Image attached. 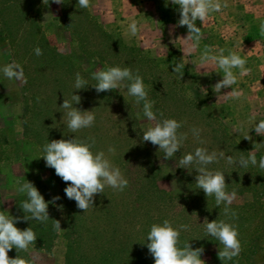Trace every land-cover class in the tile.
<instances>
[{
	"label": "rangeland",
	"instance_id": "rangeland-1",
	"mask_svg": "<svg viewBox=\"0 0 264 264\" xmlns=\"http://www.w3.org/2000/svg\"><path fill=\"white\" fill-rule=\"evenodd\" d=\"M36 1L38 4H34L33 10L26 9L23 13L14 11L13 7L8 9L9 15L5 18L12 25L7 32L10 36L8 40H0V69L17 61L23 65L25 74L24 80H16L6 78L0 71V135L6 141L0 144L3 211L15 217V201L26 195L17 190V181L41 183L50 201L60 197L52 205L62 230L48 253L29 246L26 252L30 260L34 264H66L72 231L83 226L91 235L88 236L90 251H94V247H100L94 251L96 254L103 253L101 249L107 251L103 258L108 262L105 264H151L154 258L147 248L148 233L154 223L168 219L174 226H190L188 231L181 232V246L190 239L204 244L198 247L204 249L201 259L206 264H223L218 258L222 245L206 233L203 225L207 218L209 222L221 219L237 225L240 242H246L243 251L224 264H264V169L259 168V160L264 157V136L257 135L253 129L255 122L264 119V35L260 31L264 23V0H219L220 11L210 13L203 24L197 21L201 39L194 51L186 53L183 50L187 26H177L179 6L168 3L166 7V0H90V7L84 10L72 5V0H64L62 4L49 0L48 5L43 0ZM85 12L89 19L97 22L100 31L88 32L78 25L79 16ZM131 20L140 26L135 37L128 32ZM101 30L110 38L94 35ZM45 45L50 52L46 58H41L34 49ZM205 46L214 49L217 55L224 49L225 55L234 51L246 59V68L250 69L246 75L240 76L239 69L233 70L237 75V84L233 87L243 93L240 99L224 95L232 88L215 93L213 85L223 79L218 68L212 70L210 66L209 74L205 75L207 69L195 66ZM54 54L62 59L59 73L51 67ZM142 58L151 63L141 61ZM45 61L49 67H43ZM181 62L185 64L183 76L174 72V64ZM107 66L130 67L133 73L139 67H150V78L143 80L148 99L155 101L153 111L157 118L185 121L179 131L188 133V139L171 159H164L158 145L135 135L134 130L143 136L153 122L143 115V101L137 104L135 97L128 95V81H124L120 89L97 93L92 73ZM155 68L164 73L163 80L166 78L161 88L166 91L181 81L187 93L178 89L179 93L188 94L196 109L193 106L184 109L182 105L178 108L174 104L176 99L163 104L159 97L150 96ZM77 72L88 81L84 89L74 88ZM72 94L81 97L80 104L74 107L95 111L94 125L75 134L67 129L64 110L60 108ZM110 95L114 96L113 105L106 99ZM94 96L96 102L92 101ZM164 108H169V112H164ZM159 110L164 112L163 117L159 116ZM178 110L184 113L183 118L174 116L173 111ZM203 112L210 116V121L204 120ZM252 116L256 121L250 122ZM126 126L131 131L127 136L123 135ZM192 127L202 129L200 138L205 145L201 146L209 152L222 150L225 157L247 158L257 144L255 166L228 165L226 159L208 166L211 170L223 171L227 191L236 193L229 216L224 215V205L217 207L215 199L210 200L195 183L187 181L190 167H178L182 154L197 148ZM247 134L251 140L244 138ZM75 136L94 137V152L103 150L107 154V149L114 147L115 155L109 158L128 180L123 191L106 187L104 193L94 197V205L86 212L66 196L56 180L55 169L50 170L41 157L46 143ZM199 197L206 199L196 205ZM199 205L206 208L202 210ZM240 207H246L243 216L233 209ZM232 212L235 217H231ZM16 226L24 230L27 222L20 220ZM71 264H76V260Z\"/></svg>",
	"mask_w": 264,
	"mask_h": 264
},
{
	"label": "clouds",
	"instance_id": "clouds-1",
	"mask_svg": "<svg viewBox=\"0 0 264 264\" xmlns=\"http://www.w3.org/2000/svg\"><path fill=\"white\" fill-rule=\"evenodd\" d=\"M53 3L62 4L64 0H52ZM45 5L49 4V0H43ZM168 3L179 6L180 19L177 26H187L188 36L185 39L186 48L184 53L194 51L201 39V28L197 26V21L203 24L210 13L218 12L221 9L219 0H166ZM78 5L82 9L90 7V0H78ZM226 6V5H225ZM140 31V26L135 20H131L128 24V32L135 37ZM261 34L264 35V23L260 25ZM36 55H43L42 49L37 46L34 49ZM246 59L242 58L237 52L229 51L224 54V49H220L219 54H215V50L205 46L198 57L195 66L199 69H207L204 74H209V68L212 70L218 68L223 73V79L213 85L216 94L221 93L222 89L232 88L233 90L226 97L232 99H240L243 95L242 91L233 87L237 84V75L234 69H239V75H246L250 69L246 68ZM183 62L174 64V72L181 73L183 76ZM0 71L8 79L24 80L23 65L17 61L5 65ZM92 79L96 81L93 85L97 93L120 89L124 81H128V95L135 97L136 103L143 101V115L148 121L153 122L151 126L144 131L142 139L145 142H151L153 145L159 146V152H163L165 160L171 159L181 149L184 142L188 139V133L180 132L185 121H178L173 118H157V113L153 111L154 100L148 99L147 86L143 77L137 69L135 73L130 67L107 66L104 69L97 70L92 73ZM88 86V81L77 72L75 75L74 88L76 90L84 89ZM126 99V98H125ZM81 97L72 94L70 99L65 98L62 106L63 120L66 127L71 133H78L80 130L92 127L95 122L94 110H81L74 107V104H80ZM163 117V112L159 113ZM256 121V117H250V122ZM254 131L259 136H264V119H260L254 124ZM202 129L196 127L191 128L193 137L200 143L205 141L200 138ZM245 139L251 140L252 137L247 134ZM95 138L87 137L82 139L79 136L69 139H58L48 142L43 147V157L46 166L55 169L57 176L61 177L66 183H69L64 189L66 196L74 200L77 207L86 212L90 206L94 205V197L97 194L104 193L106 187L114 190L123 191L128 180L125 178L121 169L112 163L109 155H115V148L110 146L105 151L94 152ZM255 150L249 152L247 158L240 156L238 160L229 155L225 157L224 151H211L207 148L197 147L194 152L182 154L178 161V167L189 169L195 165L198 175L196 176V186L202 189L206 196L214 197L217 207L224 205V215L229 216L230 206L236 198L235 191L229 193L225 174L221 170H211L209 165L218 163L220 159H226L228 165L239 164L240 167L247 168L249 164L257 165ZM259 168L264 169V157L259 160ZM18 191L26 194L27 199L20 203L21 208L26 213L24 220H38L41 223L49 220L48 207L49 203H55L60 197H54L52 201H45L44 196L37 187L30 181L22 184L17 181ZM62 209V205L59 206ZM30 214V215H29ZM235 213H231V217H235ZM19 217H13L7 211L0 210V264H33V261L18 255L16 258H10L8 253L15 247L20 253L27 251L30 245L35 244L37 235L32 227L21 230L16 224ZM206 233L214 237L222 248H219L218 258L223 262L230 261L238 256L241 251V242L239 239L238 226L229 223L226 220H213L211 222L205 218L203 223ZM189 225H175L171 220L165 219L162 223H154L147 236V248L154 258L155 264H206L201 259L204 252L202 247L193 249L190 242H185L183 246L180 244V235L182 231H188ZM54 230L61 231V223L54 220Z\"/></svg>",
	"mask_w": 264,
	"mask_h": 264
},
{
	"label": "trees",
	"instance_id": "trees-1",
	"mask_svg": "<svg viewBox=\"0 0 264 264\" xmlns=\"http://www.w3.org/2000/svg\"><path fill=\"white\" fill-rule=\"evenodd\" d=\"M70 3L72 5L74 4L77 7H80L78 5V0H72V2H70ZM34 4H38V1H36V0H0V40H2V41L3 40H8V36H10V34H7V32L8 33L10 32L8 30L11 29L12 25H11V22L8 21L9 19L7 20L5 18L6 16L9 15V14H7L8 9L10 7H13V8H15L14 11L18 12L19 10H21V12L23 13V11H25L26 9L33 10L36 7V5L34 6ZM79 17H80L79 24H78L79 26H81L82 28L88 29V32L92 31V33H96L98 30L100 31L99 25L97 24V22L93 18L89 19L88 13H86V12L82 13V15H80ZM15 18L16 19L18 18V14H17V16ZM94 35H98V36L100 35L101 38H104V37L110 38V36H108V34L103 32L102 30H101V33L94 34ZM119 45L124 50H126V47H124L122 45V43H119ZM42 51H43V55H41V58H46L48 56V52H50V50L47 48V45H45V47L42 48ZM132 52H134V50ZM53 56L54 57H53V59L50 62L51 65H52L51 67L54 68L53 69L54 71L59 73V70H62V68H61L62 59L60 57H58L56 54H54ZM64 60H67V59H64ZM141 61H143L145 63H151L150 61H148L146 59H143V58L141 59ZM43 63H44L43 67H45V66L49 67V65L46 63V61L43 62ZM149 66H152V65H149ZM149 66L142 67V68L139 67L138 68L139 74L143 77V79H145L146 77L150 78V76H148L149 72H150L149 71L150 70ZM144 69H146V70H144ZM157 70H156V68L154 69L155 74H154L153 77H151L153 79L152 86H154V87H153V91H152L153 93H150V96H153V97H156V98L159 97L160 101L163 104L171 102V101L174 102V101L177 100V102H174V104L178 108H180V106L182 105V108H184V109H186V107H191V106H193L196 109L195 102H193L191 100V98L188 96V94H185L187 92H186V89L184 88V86L182 85L181 81L175 82L173 84V86H171L172 88L171 89H167L166 91H165V88H161V86H163V84L161 82H165L166 78H165V80H163L161 76H163L164 73L159 71V70L157 71ZM167 85H169V84L167 83ZM178 89H181V90L183 89V91L185 92V93H183L184 96H182L179 93ZM93 98L95 100L93 99L92 101L96 102V97L94 96ZM113 98H114V96H111V95L106 97V99L108 101H110L112 103V105L114 104ZM174 99H176V100H174ZM84 102H85V99H83V104H84ZM167 110L169 112V108H164V112L165 111L167 112ZM117 111L120 112V110H118V109H117ZM160 112H162V111L159 110V113ZM164 112H163V114H164ZM173 113H174V116L176 118H183L184 113L182 111H180V112H179V110L178 111H173ZM203 114H204V120L205 121H210V116L207 113H205V112H203ZM123 121H125V120H123ZM126 122H130V121L127 120ZM126 125H128V124H126ZM127 132H129V134H131V131L126 126V131H125V133H123V135L127 136L128 135ZM134 132H135L136 136L138 135V138L140 140H143L142 139V135L136 133L135 130H134ZM5 143H6L5 139L2 138V135H0V144H5ZM195 144H196L197 147H203L201 145H205V143L204 144H200L199 142L198 143H194V145ZM0 159H1V154H0ZM190 168H191L192 171L190 170V172H189L190 176H189V174H187L186 179H187L188 182L192 181L193 183L196 184V179L195 178L198 175V172H194V170L196 169V166L192 165V166H190ZM49 169L51 170L50 167H49ZM56 180L58 181V183H59L60 187L62 188V190H64L67 186H69L70 182H68V183L64 182L61 177H57L56 176ZM33 184H34L35 187L38 188L40 193L44 196L45 201L46 202L50 201L49 195H47L45 187L41 183L35 182ZM242 185H246V184L242 183ZM206 197L196 198V200L199 201V202L196 203V205L204 203L202 200H205ZM25 199H27L26 195L24 197H21L20 199H17L15 201V204H14L15 217H19L20 220H24L23 217H25V215H26V213L23 211V209L20 206V203L22 201H24ZM209 199L214 201L215 198L214 197H209ZM199 206H201L202 210H204L206 208L205 206H202V205H199ZM233 209H237L238 210L237 211L238 215H240V216H243V214L246 212V207L233 208ZM0 210H3L1 201H0ZM48 212H49V220L47 222L41 223L38 220H24V221L27 222L26 229L28 227H32L33 230L35 231L36 235H37V240L35 241V244L30 245V248L34 249L36 251L45 252V253L50 252L55 240L59 236L58 235L59 233L56 230H54V228H53L54 220H58V218H57V214H56V211H55L52 203H49ZM88 236H91V235L88 233V231L86 229L83 228V226H80V228L77 227V230H73L72 231V237H71V240L69 242L68 251H67L68 253H67V257H66V264H69V263L71 264V261L73 259L76 260V264H89V263L91 264L92 261H93L92 264H101V263L105 264V263H108L107 261H104V259H103L105 257V255H106L107 251L105 252V251H102V249H101V252H103V253L96 254L94 251L97 250L100 247H94L96 249L94 251L93 250L90 251L91 249H89V247H88V244L90 242V238ZM205 240L210 243V240H208L207 238H205ZM189 242H192L191 245H192L193 249L198 248L201 245H204V244H200V243L197 244L198 242L192 241L191 239H190ZM245 245H246V242L243 241L241 243V250L242 251H243V248H244ZM8 255H9L10 258H16L18 255H20L21 257H24V258L30 260V257H29V255H28V253L26 251H21L19 253L15 247H13V249L8 253ZM151 264H155V261L153 263H151Z\"/></svg>",
	"mask_w": 264,
	"mask_h": 264
}]
</instances>
